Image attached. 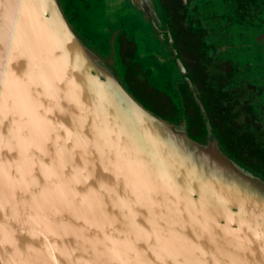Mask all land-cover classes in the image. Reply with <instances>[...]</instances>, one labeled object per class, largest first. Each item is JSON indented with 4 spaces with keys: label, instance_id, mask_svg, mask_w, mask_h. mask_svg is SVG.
Wrapping results in <instances>:
<instances>
[{
    "label": "water",
    "instance_id": "obj_1",
    "mask_svg": "<svg viewBox=\"0 0 264 264\" xmlns=\"http://www.w3.org/2000/svg\"><path fill=\"white\" fill-rule=\"evenodd\" d=\"M99 3L105 38L64 0H0V264H264V177L222 148L185 76L199 138L124 81L121 18L182 70L157 2Z\"/></svg>",
    "mask_w": 264,
    "mask_h": 264
},
{
    "label": "flooded vegetation",
    "instance_id": "obj_2",
    "mask_svg": "<svg viewBox=\"0 0 264 264\" xmlns=\"http://www.w3.org/2000/svg\"><path fill=\"white\" fill-rule=\"evenodd\" d=\"M100 1L64 0L70 18L82 26L86 37H106L96 31L103 29L102 22L94 19ZM123 1L128 6V0ZM155 1L182 70L163 41L137 48L136 36L131 34L136 22L127 26V34V19L121 18L117 38L126 85L144 105L169 119L179 116L178 90L179 110L184 114L188 101L204 126L195 137L199 138L205 134V125L185 76L222 148L264 177V0ZM136 86L145 89L147 99L135 91ZM184 116L193 135L196 129Z\"/></svg>",
    "mask_w": 264,
    "mask_h": 264
},
{
    "label": "trees",
    "instance_id": "obj_3",
    "mask_svg": "<svg viewBox=\"0 0 264 264\" xmlns=\"http://www.w3.org/2000/svg\"><path fill=\"white\" fill-rule=\"evenodd\" d=\"M189 101L192 102L191 100H189ZM183 106L185 108L184 109V114L187 116L189 126H191L193 129H196L195 133L193 131V133L195 135L194 134L193 135L191 134V135L193 137H196V135H198L197 133H199L200 130L202 131V128L204 129V126H202L201 122H199L200 121L199 120V116H197V118H196L195 115H193V111L189 108V102L188 101ZM176 108H177V111H179V107H176Z\"/></svg>",
    "mask_w": 264,
    "mask_h": 264
},
{
    "label": "rangeland",
    "instance_id": "obj_4",
    "mask_svg": "<svg viewBox=\"0 0 264 264\" xmlns=\"http://www.w3.org/2000/svg\"><path fill=\"white\" fill-rule=\"evenodd\" d=\"M134 89L142 98L147 99V94L144 92V90H145L144 88H139L136 86Z\"/></svg>",
    "mask_w": 264,
    "mask_h": 264
},
{
    "label": "bare ground",
    "instance_id": "obj_5",
    "mask_svg": "<svg viewBox=\"0 0 264 264\" xmlns=\"http://www.w3.org/2000/svg\"><path fill=\"white\" fill-rule=\"evenodd\" d=\"M161 210H162L163 212H168V213L170 212V211H169V208H163V207H162Z\"/></svg>",
    "mask_w": 264,
    "mask_h": 264
}]
</instances>
